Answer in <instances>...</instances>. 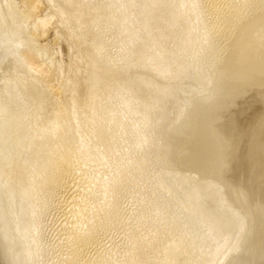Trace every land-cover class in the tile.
I'll return each instance as SVG.
<instances>
[{
    "label": "rangeland",
    "instance_id": "374dc122",
    "mask_svg": "<svg viewBox=\"0 0 264 264\" xmlns=\"http://www.w3.org/2000/svg\"><path fill=\"white\" fill-rule=\"evenodd\" d=\"M43 1L109 85L47 100L32 132L33 139L30 136L18 162L20 166L17 165L24 174L14 173L17 179L13 174L0 202H13L10 210L3 212L6 224L14 231L12 236L18 240L24 225L28 231L31 220L39 222L41 252L38 260H32L35 264H75L78 255L87 261L84 264H96L103 259H108V264H204L208 260L205 257L217 255L214 264H218L227 228L220 222L229 218L225 205L179 206L163 193L157 90L231 35L228 19L235 16L233 12L237 18L240 13L239 18L243 13L247 16L255 6L254 10L257 5H264V0H241L243 4L232 0L230 12L226 11V0ZM193 3L200 5L198 12L202 15L191 12ZM200 18H205L203 27L209 26L214 38L210 48L208 44L199 45L203 39ZM101 42L105 46L98 51L95 45ZM38 125L40 129L48 128L47 131L40 130ZM98 131H107L109 135L102 141L96 136ZM62 137L65 141L59 139ZM113 139H117L118 148L108 157ZM53 146L71 150L75 162L69 169L62 165L58 171L54 167V172L53 167L43 166L41 157ZM52 177L55 182L48 183L46 178ZM17 184L19 188L15 189ZM41 184L46 185L44 192L32 199V189L41 188ZM113 206L116 211L108 219L107 213ZM87 208L98 209L91 217L99 224L91 234L93 237L79 240L77 231L83 222L89 224L81 216L82 209ZM23 232L24 237L29 234ZM29 238L30 234L25 237L27 243L23 240L18 244L28 250Z\"/></svg>",
    "mask_w": 264,
    "mask_h": 264
},
{
    "label": "water",
    "instance_id": "95a60500",
    "mask_svg": "<svg viewBox=\"0 0 264 264\" xmlns=\"http://www.w3.org/2000/svg\"><path fill=\"white\" fill-rule=\"evenodd\" d=\"M108 85L43 0H0V202L47 100ZM157 93L163 193L225 205L218 264H264V14ZM0 264H25L1 211Z\"/></svg>",
    "mask_w": 264,
    "mask_h": 264
},
{
    "label": "bare ground",
    "instance_id": "6f19581e",
    "mask_svg": "<svg viewBox=\"0 0 264 264\" xmlns=\"http://www.w3.org/2000/svg\"><path fill=\"white\" fill-rule=\"evenodd\" d=\"M189 1H190V0H189ZM193 1L196 2V0H193ZM197 1H198V0H197ZM219 1H220V0H219ZM233 1H234V0H233ZM238 1H239V0H238ZM238 1H237V2H238ZM190 2H191V1H190ZM237 2H236V3H237ZM240 2H241V0L239 1V3H240ZM245 2H246V3H247V2L249 3L250 1L245 0ZM263 2H264V1H263ZM239 3H237V5H238L237 7H239ZM241 3H242V2H241ZM241 3H240V4H241ZM254 3H255V2H254ZM254 3H253V4H254ZM193 4H194V3H193ZM199 4H200V3H199ZM225 4H226V7H228L229 5L231 6V4H232V0H226V3H225ZM234 4H235V3H234ZM242 4H243V3H242ZM248 5H249V4H248ZM248 5H247V7H248ZM250 5H251V3H250ZM250 5H249V6H250ZM199 6H200V5H197V3L194 4V6H192V8H191V10H192L191 12L194 13V14H198L199 12H201V9H199ZM232 6H234V5H232ZM242 6H243V5H242ZM244 6H246V5H244ZM244 6H243V7H244ZM253 6H254V5H253ZM223 7H224V6H223ZM234 7H236V6H234ZM219 8H220V6H219ZM230 8H231V7H230ZM230 8L228 7V10H226V11H229V12H230V10H229ZM244 8H245V7H244ZM251 8H252V7H251ZM255 8H256V6H255L254 8H252V9H253V12H252V13L250 12V14L247 15V16H245L244 13H243V14H242V15H243V16H242L243 18H242V17L239 18V17L241 16V15H240L241 13L238 14V16H239L238 18L235 17L237 13L234 14V12H233L232 14L235 15V16H229L228 22L231 24V26H230V24H229V28H230V33H231V34L234 33L237 29L241 28L245 23H247L248 21H250L251 19H253L254 17H256V16L258 15V13H262V14H264V5H262V6H261V5H260V6L257 5V9L254 10ZM217 9H218V8H217ZM217 9H216V10H217ZM233 9H234V8H233ZM239 9H240V7H239ZM248 9H249V8H248ZM248 9L245 8V10H247V11H248ZM252 9H251V10H252ZM199 10H200V11H199ZM231 10H232V9H231ZM240 10H242V9H240ZM245 10H244V11H245ZM251 10H250V11H251ZM198 11H199V12H198ZM218 11H219V10H218ZM222 11L224 12L225 10H222ZM226 11H225V12H226ZM225 12H224V13H225ZM235 12H236V8H235ZM242 12H243V11H242ZM226 13H227V12H226ZM245 13H246V12H245ZM247 13H248V12H247ZM199 14H201V13H199ZM219 14H220V13H219ZM229 14H230V13H229ZM232 14H231V15H232ZM201 15H202V14H201ZM217 16H218V14H217ZM220 16H221V15H220ZM222 16H223V15H222ZM224 16H225V15H224ZM226 16H227V15H226ZM226 16H225V17H226ZM218 17H219V16H218ZM201 18H202V16H201ZM201 18H200V23H199V24L201 25V26H200V27H201V28H200V31L203 33V34H201V35H203V39H202L201 41L198 39V40H199V43H200V42H202V43L199 44V43L197 42L196 45H198V44H199V45H201V44L203 45V44H204V45L207 46V44H208V45H209V48H210V46H212V43H211V45H210L209 43L211 42V39L213 38V36H212L210 30L208 29L209 26H207V27H205V28L203 27V26H205V25H203V24H204V22H205V18H206V17L203 18L204 21H203V19H201ZM220 18H221V17H220ZM220 18H219V19H220ZM225 20H227V19H225ZM207 21H208V20H207ZM198 22H199V21H198ZM198 22H197V23H198ZM218 22H219V21H218ZM220 22H221V21H220ZM224 22H225V21H224ZM94 23H95V22H94ZM206 23H207V22H206ZM206 23H205V24H206ZM199 24H198V25H199ZM213 25H214V24H213ZM216 25H219V23H217ZM216 25H215V26H216ZM194 26H196V24H195ZM219 26H220V25H219ZM213 27H214V26H213ZM216 27H217V26H216ZM188 28H189V27H188ZM188 28H187V29H188ZM191 28H193V27H190L189 29H191ZM198 28H199V27H198ZM220 28H221V27H219L217 30L220 31ZM222 28H223V26H222ZM194 29H196V27H194ZM210 29H212V27H210ZM214 29H215V28H214ZM215 30H216V29H215ZM223 30H224V29H223ZM225 30H226V29H225ZM225 30H224V31H225ZM227 30H228V29H227ZM188 31L190 32V30H188ZM211 31H212V30H211ZM228 31H229V30H228ZM191 32H192V31H191ZM214 32L216 33V31H214ZM226 32H227V31H226ZM226 32H224V33H226ZM215 33H214L213 35H215ZM227 33L229 34V32H227ZM198 34H199V33H198ZM199 35H200V34H199ZM223 35H226V34H223ZM229 35H230V34H229ZM229 35H228V37H229ZM198 37H199V36H198ZM228 37L226 36V38H228ZM199 38H201V37H199ZM213 39H214V38H213ZM195 42H196V41H195ZM95 43H96V42H95ZM95 46H97L96 48L98 49V51H100L102 48H104L105 45L101 42V43H99L98 45L96 44ZM203 47H204V46H203ZM199 48H200V46H199ZM199 48H198V49H199ZM201 48H202V47H201ZM201 48H200V49H201ZM213 48H214V47H213ZM195 49H196V48H195ZM200 49H199V51H200ZM203 50H204V49H202L201 51L203 52ZM211 50H212V48H211ZM211 50H210V51H211ZM199 51H197V52H199ZM197 52H194V53L198 54ZM194 53H193V54H194ZM203 53H204V52H203ZM203 53H202V54L200 53V54L203 55ZM196 54H195V55H196ZM200 54H199V55H200ZM195 55H193V56H194L193 58H195ZM195 59H196V58H195ZM196 61H197V60H196ZM185 67H186V66H185ZM46 122H47V121H46ZM50 123H51V122H50ZM39 124H40V123H39ZM45 124H46V123H45ZM45 124H43V125H45ZM43 125H41V127H42ZM38 126H39V125H38ZM49 126H50V125H49ZM38 128L40 129V126H39ZM42 128H43V131L46 129L45 127H42ZM42 128H41V129H42ZM41 129H40V130H41ZM47 129H48V128H47ZM47 129H46L45 131H47ZM49 129H50V127H49ZM51 129H52V128H51ZM49 131H50V130H49ZM41 132H42V131H41ZM99 132H100V133H99ZM41 134H42V133H41ZM107 134H108L107 131H98V134H96V136L99 135V136H98L99 139H102V138L104 139V138H107V137H108ZM31 135H32V134H31ZM35 135H36V134H35ZM108 135H109V134H108ZM105 136H107V137H105ZM33 137H34V136H33ZM36 137H37V135H36ZM45 137H46V136H45ZM115 137H116V136H115ZM115 137H114V138H115ZM66 138H67V137H66ZM94 138H95V137H94ZM98 138H97V139H98ZM31 139H33L32 136H31ZM59 139L62 140V141H65V140H64V137H62V139H61V138H59ZM103 139H102V141H103ZM108 139H109V138H108ZM67 140H68V138H67ZM113 140H115V142H114V143L112 142L113 145H110V146L108 147V152L106 153V154L108 155V157H111V155L115 154V150L118 148V147H116V146H117V139H113ZM29 141H31V140H29ZM32 141H33V140H32ZM71 142H72V141H71ZM75 142H76V141H75ZM99 142H100V141H99ZM108 142H109V141H108ZM33 143H34V141H33ZM57 143H60V141L57 142ZM65 143H66V142H65ZM101 143H102V142H101ZM30 144H31V143H30ZM71 144L73 145L74 142H73V143H70V145H71ZM27 145H28V144H27ZM47 145H48V144H47ZM55 145H57V144H55ZM75 145H76V143H75ZM29 146H30V145H29ZM51 146H52V145H51ZM59 146H60V145H59ZM59 146H58V147H57V146H56V147L53 146L54 148L52 147V148H51V151H50L49 149H47V150H49V153L47 152V154H48V155H47L46 152H45V154L47 155V156L45 155V156H46L45 160H44V157H45V156H44V157H41V159L43 158L42 160L44 161V162H43V166H47L46 169H47V168H50V167H51V168H52V167H53V168H54V167H55V168L57 167L56 171H58L60 168L62 169V168L64 167V166H62V165H67V167H68V169H69V167L73 164V162H75V161H72L73 158H71V155H72V154L70 153L71 150H68L67 147H66V149H61ZM66 146H67V144H66ZM46 147H47V146H46ZM61 147H62V146H61ZM72 147H73V146H72ZM79 147H80V146H79ZM47 148H48V147H47ZM68 148L70 149L69 146H68ZM102 148H103V147H102ZM73 149H74V147H73ZM73 149H72V150H73ZM78 149H79V148H78ZM79 150H80V149H79ZM79 150H78V151H79ZM78 151H77V152H78ZM74 152H75V150H74ZM78 153H79V152H78ZM42 156H43V155H42ZM73 156H74V155H73ZM75 156H76V154H75ZM39 162H40V161H39ZM22 163H23V162H22ZM41 164H42V163H40V166H41ZM24 165H25V164H24ZM18 166H20V165L18 164ZM25 166H26V165H25ZM43 166H41V167L43 168ZM48 166H50V167H48ZM19 168L22 170L21 167H19ZM44 168H45V167H44ZM51 168H50V169H51ZM55 168L53 169V171L55 170ZM16 169H17V167H16ZM37 169H38V168H37ZM61 169H60V170H61ZM65 169H66V168H65ZM68 169H67V170H68ZM21 170H20V171H21ZM40 170H41V169H40ZM63 170H64V169H63ZM63 170H62V171H63ZM15 171H16V172H14L15 174L18 173L17 176H19V175H21V174H24V173H23L24 170H22V173L19 171V169L15 170ZM38 171H39V170H38ZM41 171H44V169L41 170ZM49 171H50V170H49ZM64 171H65V170H64ZM19 172H20V173H19ZM35 172H36V171H35ZM35 172H34V173H35ZM44 172H45V171H44ZM47 172H48V171H47ZM47 172H46V173H47ZM54 172H55V171H54ZM65 172H66V171H65ZM14 173H13V174H14ZM36 173H37V172H36ZM36 173H35V174H36ZM48 173H50V172H48ZM51 173H52V172H51ZM60 173H61V171H60ZM63 173H64V172H62L61 174L63 175ZM15 174H14V175H15ZM47 175H50V174H47ZM52 175H53V174H52ZM62 175H60V177H61ZM65 175H66V174H65ZM65 175H63V176H65ZM17 176L15 175V178H16ZM23 176H24V175H23ZM32 176H34V175L32 174ZM53 176H54V175H53ZM69 176H70V175H69ZM29 177H30V176H29ZM34 177H35V176H34ZM47 177H48V176H47ZM60 177H59V178H60ZM17 178H18V177H17ZM17 178H16V179H17ZM22 178H23V177H22ZM38 178H40V176H39ZM16 179H15V180H16ZM31 179L33 180V177H31ZM65 179H66V178H65ZM23 180H24V179H23ZM25 180H26V179H25ZM40 180H41V179H40ZM46 180H47V182H48L49 180H51V182H52V181H54L55 179L53 180V177H52V179H48V178H46ZM61 180H62V178H61ZM61 180H60V181H61ZM63 180H64V178H63ZM63 180H62V181H63ZM20 181H22V179H20ZM35 181H36V179L34 180V182H35ZM37 181H38V180H37ZM30 182H32V181H30ZM34 182H33V183H34ZM40 182H41V181H40ZM40 182H39V183H40ZM54 182H55V181H54ZM54 182H53V183H54ZM118 182H119V178L117 177L115 183L118 184ZM9 183H10V182H9ZM21 183H22V182H21ZM48 183H49V182H48ZM53 183H52V185H54ZM60 183H61V182H60ZM15 184H16V183H15ZM35 184H37V183L35 182ZM45 184H46V183H45ZM50 184H51V183H50ZM50 184H49V185H50ZM13 185H14V184H13ZM24 185H26V184L24 183ZM28 185H30V184H28ZM38 185H39V184H38ZM38 185H37V186H38ZM49 185H48V186H49ZM52 185H51V187H52ZM14 186H15V185H14ZM14 186H13V187H14ZM26 186H27V185H26ZM43 186L45 187L46 185H42V184H41V188H42V189H41V188L37 189L38 187L32 189L33 187H36L35 185H34V186L32 185V188H30L31 186L29 187V189H32V191L30 190V191H31V195H32V196H31L32 199H34V197H36L37 194L39 195L40 192L43 191ZM48 186H47V187H48ZM11 187H12V186H11ZM17 187L19 188L18 184L16 185V188H15V187H14V188H15V189H18ZM24 187H25V186H24ZM47 187H46V188H47ZM8 188H9V187H8ZM26 188H28V186H27ZM49 188H50V186H49ZM49 188H48V189H49ZM112 188H114V185L111 186V187L108 188V189L111 190ZM108 189H107V192H110V190L108 191ZM13 190H14V189H13ZM26 190H27V189H26ZM45 190H46V189H45ZM27 191H29V190H27ZM30 191H29V192H30ZM47 191H48V190H47ZM10 192H11V191H10ZM15 192H16V191H15ZM43 192H44V191H43ZM50 192H51V191H50ZM8 193H9V192H8ZM45 194H46V193H45ZM14 195H15V194H14ZM29 195H30V194H29ZM38 195H37V196H38ZM40 195H41V194H40ZM40 195H39V196H40ZM47 195H48V194H47ZM112 197H113V196H112ZM3 198H4V197H3ZM6 198H7V197H6ZM28 198H30V197H28ZM109 198H110V197H109ZM7 199H8V198H7ZM107 199H108V197L106 196V198L104 199V203L107 201ZM30 200H31V199H30ZM8 201H9V200H8ZM112 201H113V200H112ZM6 202H7V201H6ZM11 202H12V201H11ZM11 202L9 201L7 204L5 203L4 205H0V209L2 210V211H1V210H0V211H1L2 215H3V212H6V213H7V211H8L7 209H9L10 207H12L13 204H11ZM26 202H27V201H26ZM30 202H31V201H30ZM32 202H33V201H32ZM32 202H31V203H32ZM109 202H111V200H110ZM12 203H13V202H12ZM104 203H103V205H104ZM107 203H108V202H107ZM112 203H113V202H112ZM28 204H30V203H28ZM107 205H108V204H107ZM23 206H24V205H23ZM34 206H35V205H34ZM115 206H116V205H115ZM35 207H37V206H35ZM107 207H108V206H107ZM13 208H14V207H13ZM33 208H34V207H33ZM40 208H41V207H40ZM83 208H84V207H83ZM27 209H28V208H27ZM30 209L33 210L32 208H30ZM108 209H109V208H108ZM9 210H10V209H9ZM12 210H13V209H12ZM14 210H15V208H14ZM14 210H13V211H14ZM28 210H29V209H28ZM28 210H27V211H28ZM105 210H106V209H105ZM34 211H35V210H34ZM37 211H38V210H37ZM97 211H98V209H95V210H92V209H89V208H87V209H82V211H81V216L84 215V216H83V219L86 218V219H84V221H85V220L88 221L89 224L86 223V222H83V221L81 220V222H83L84 224H82L83 226H82V225H79V226H82V227L80 228V231H77V232H80V233H77V235H78L77 238H78L79 240H84V239L87 240L88 237H90V236L93 237V236H94V234H93V235H91V234H92V232H93L94 230H96V227L98 226L99 223H98V221L96 222V220L93 222V219H92L91 216H93L94 213H96ZM115 211H116V209L114 208V206H113V207H110V209H109V211H108V213H107L108 219H109L110 216H112V215L114 214ZM29 212H31V211H29ZM32 212H33V211H32ZM39 212H40V210H39ZM79 212H80V210H79ZM77 213H78V212H77ZM82 213H83V214H82ZM105 214H106V213H105ZM7 215H8V214H7ZM27 215H28V214H27ZM29 215H30V214H29ZM32 215H33V214H32ZM89 216H90V218H89ZM3 217H4V219L6 220V215H5V216L3 215ZM8 217H9V216H8ZM11 217H12V216L10 215L9 219H10ZM28 217H29V218H28ZM28 217H27V218H28L29 221H30L31 218H30V216H28ZM113 217H114V216H113ZM105 218H106V217H105ZM28 219H27V220H28ZM96 219H97V218H96ZM103 219H104V218H103ZM106 219H107V218H106ZM11 220H12V219H11ZM99 221H100V219H99ZM104 221H106V220H104ZM104 221H102V222H104ZM7 222H8V221H7ZM7 222H6V223H7ZM25 222H26V221H25ZM102 222H101L100 224H102ZM9 223H10V221H9ZM29 223H32V224L29 225L28 231L25 230V227H26L27 225H24V228H23V229H24L23 231L29 232L30 237H31V238H29V240L31 239V245H28V244H27V245L29 246L28 250L26 249V247H24V245L21 244V246H20V244H18V243L22 242L23 240H25V242L27 243L25 237H26L27 235H29V234H27V235L25 234V237H24V235H23L24 232L20 229L22 233L19 231L20 233L18 234V235H19L18 240H16V237L13 236V239H14L16 245L19 246L18 249H19V251H20V254H21V256H22V258H23L25 264H27V263L29 262V260L31 261V264L34 263V262H32V260L35 259V258H37L36 260H38V256L40 255V252H41V245H40V243H39L40 240H39V237H38V231H39V226H40V225H39V222H37L36 220H31V222H29ZM26 224H27V222H26ZM218 224H219V223H218ZM220 224H221V226H224V225H227V222H226V221H225V222L223 221V223L220 222ZM220 224H219V226H220ZM10 225L12 226V223H11ZM7 226H8V228L10 227L9 225H7ZM226 227H227V226H226ZM21 228H22V227H21ZM26 228H27V227H26ZM75 228H76V227H75ZM77 228H78V227H77ZM216 228H217L216 230H219V229H220V228L218 229V227H216ZM11 229H12V228H11ZM98 229H99V227L97 228V230H98ZM212 229H214V228H212ZM9 230H10V228H9ZM99 230H100V229H99ZM16 231H17V229H16ZM10 232H11V234H12V232L14 233L13 229H12V231L10 230ZM94 232H95V231H94ZM211 232H212V231H211ZM213 232H214V231H213ZM75 233H76V232H75ZM209 234H210V233H209ZM216 234H217V233H216ZM216 234H215V235H216ZM209 236H210V235H209ZM209 236H208V238H209ZM28 237H29V236H28ZM74 238H75V235H74ZM27 239H28V238H27ZM18 241H19V242H18ZM88 241H89V240H88ZM29 242H30V241H29ZM82 242H83V241H82ZM23 243H24V242H23ZM205 243H206V242H205ZM222 243H223V242H222ZM27 245H25V246H27ZM24 248H25V249H24ZM77 248H78V247H77ZM77 248H76V249H77ZM221 248H222V247H221ZM78 249H79V248H78ZM217 250H218V249H217ZM217 250H216V251H217ZM219 250H220V249H219ZM216 251H215V252H216ZM81 252H82V251H81ZM219 252H220V251H219ZM74 253H75V252H74ZM213 253H214V252H213ZM216 253H218V252H216ZM79 254H80V253H79ZM73 255H74V254H73ZM75 255H76V254H75ZM212 255H213V254H212ZM214 255H216V254H214ZM80 256H81V255H78V256H77V258H76L77 260L74 259V261L76 260V261H75V262H76L75 264H84V263L87 262V261L85 262V260L82 259ZM24 257H25V258H24ZM216 257H217V255H216L215 257H213V258H211V257H210V258L205 257V258H207L208 260L206 259L207 261H204L203 263L205 264V263L207 262L206 264H214V260H215ZM106 258H107V257H106ZM205 258H204L203 260H205ZM102 259H103V258H102ZM98 260H100V259H98ZM216 260H217V259H216ZM26 261H27V262H26ZM74 261H73V262H74ZM108 261H109L108 259H103V260L97 262L96 264H108ZM36 263H37V261H36ZM34 264H35V263H34Z\"/></svg>",
    "mask_w": 264,
    "mask_h": 264
}]
</instances>
